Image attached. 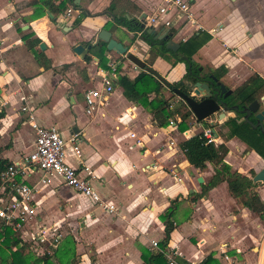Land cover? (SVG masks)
Instances as JSON below:
<instances>
[{
  "label": "crops",
  "instance_id": "1",
  "mask_svg": "<svg viewBox=\"0 0 264 264\" xmlns=\"http://www.w3.org/2000/svg\"><path fill=\"white\" fill-rule=\"evenodd\" d=\"M159 2L78 0L73 8L67 0H0V157L13 161L31 151L32 123L56 127L65 140L77 132L79 155L66 142L65 160L74 167H87L100 199L92 202L57 178L40 184L39 173L30 172L26 181L35 188L34 214L16 231L20 243L27 244L34 256L47 249L49 254L73 248L67 256L61 253L62 264L71 260L74 264H141L138 247L153 250L150 240L158 241L163 232L159 215L177 198L167 243L174 264H199L209 256V264H227L223 250L237 264H264V220L242 204V196L232 197L223 181L194 196L215 167L210 163L201 170L193 167L178 143L204 127L211 128L210 118L198 122L190 115L191 124L182 132L176 127L177 115L168 118L174 124L156 126L148 110L122 95L117 77L125 74L131 79L138 73L126 59L127 52L143 59L167 83L181 81L188 68L185 61L172 63L177 51L159 55L141 31L121 23L122 18L141 23ZM188 3L189 20L174 16L169 26L151 27L155 31L168 28L179 44L193 35L208 34L191 60L204 72L223 67L217 78L231 92L251 76L264 81V0ZM100 29L127 47L124 54L104 47L105 68L93 49ZM76 44L89 46L83 58L72 51ZM112 60L119 72L112 78L113 89L87 114L83 94L100 87L99 74L109 70ZM160 92L169 103L171 92L166 88ZM260 98L264 102V92ZM260 108L264 109V103ZM196 124L200 129L190 133ZM214 130L217 134V125ZM218 143L223 144L222 160L230 171L251 179L250 170L255 173L264 167V160L238 138L224 141L217 134ZM249 191L264 205V183L252 182ZM101 202L112 204L114 210L107 211ZM40 229L48 240L50 234L58 235L55 246L48 241L35 245L32 235ZM36 249L43 253L37 254ZM52 260L58 264L56 258Z\"/></svg>",
  "mask_w": 264,
  "mask_h": 264
},
{
  "label": "trees",
  "instance_id": "2",
  "mask_svg": "<svg viewBox=\"0 0 264 264\" xmlns=\"http://www.w3.org/2000/svg\"><path fill=\"white\" fill-rule=\"evenodd\" d=\"M85 12L82 13V15ZM81 17V16H80ZM80 17L76 19V23ZM121 23L131 31H141V34L146 38L145 29L135 19L122 18ZM209 39V35L197 34L193 35L184 41L180 42L177 49L178 55L174 57L172 63L177 61H185L188 68L183 76V80L191 81L190 73L197 72L198 64L191 60L192 54L202 46ZM105 42L98 40L93 49L99 58L100 65L105 68L104 57L102 51L105 49ZM158 49L159 51H165L157 47H150ZM167 51V50H166ZM176 54V53H173ZM224 72L223 67H219L217 70L209 69L207 74H213L218 77ZM117 82L122 88V95L131 102L141 104L151 115L152 120L156 126H166L168 118L177 115L179 121L176 125L178 131L182 132L186 130L191 122L190 115L186 107L179 100V104L170 107L167 99L161 97V89L166 88L172 95V88H178L185 90V86L181 85L180 81L163 84L151 73L145 71L138 72L133 78H128L125 74H120L117 77ZM264 92V81L256 76H251L243 84L236 87L231 94H229L225 101L228 105L237 104L238 107L246 105L251 100L257 98L259 94ZM153 94L149 99L148 95ZM183 106V107H182ZM3 112L0 111V117ZM217 134L220 135L223 140H227L231 137H236L264 160V141L263 135L258 128H252L247 122L242 119V115H236L234 117H228L226 120L217 124ZM178 146L183 152L187 162L195 168L203 169L206 163L212 164L215 168L211 176L208 178L205 184H201V191L194 196H201L209 188L215 186L219 182H225L228 193L232 197H243L242 204L250 211L255 212L261 219L264 220V205L258 198V196L250 192L252 187L251 179L245 175H240L238 172L230 171L229 166L223 162L222 156L224 154V147L222 143L213 144L206 142L201 133L194 134L186 139H182ZM7 159L0 157V172L10 163ZM249 173L252 175L253 171ZM177 198L169 201L167 210L159 215V219L162 222L163 232L162 237L157 241V250H151L148 247L139 246L141 264H167L168 252V239L169 234L174 228V223L171 219V215L175 209ZM73 248L62 251L57 249L52 253H43L42 255L34 256L28 249V245L20 243L19 232L11 230L9 227L0 229V264H56L52 258L57 259L58 264L61 262V253L66 254L71 252ZM66 252V253H65ZM60 253V255H59ZM211 256L203 259L199 264H209ZM68 264H74L71 260Z\"/></svg>",
  "mask_w": 264,
  "mask_h": 264
},
{
  "label": "built area",
  "instance_id": "3",
  "mask_svg": "<svg viewBox=\"0 0 264 264\" xmlns=\"http://www.w3.org/2000/svg\"><path fill=\"white\" fill-rule=\"evenodd\" d=\"M70 12L71 9L69 8L65 11V14L69 15ZM174 16L182 18L183 21L189 20L188 0H160L156 9L145 15L140 20V24L143 28L157 23L169 26ZM108 65L109 70L102 71L99 74L100 87L89 88L83 94L87 114H90L102 104L113 89L112 78L118 76L119 72L116 69L115 60H112ZM133 67L137 69L134 65ZM168 124H174V121L170 119ZM31 127L34 131V145L31 151L11 161L0 172V229L9 227L13 231L19 230L26 218L34 214L35 205L32 194L35 188L34 185L26 181L30 172L33 171L39 173L37 182L40 184L48 185L52 179L57 178L75 193L87 197L92 202L100 201L92 186L93 175L87 167H74L65 160L66 142L70 144L73 154L79 155L78 133L70 134L68 139L65 140L61 132L54 126L45 127L32 123ZM200 133L206 142L216 144V137L213 136L210 127H204ZM130 135L133 136V134ZM137 144L140 145L138 141ZM102 207L109 212L114 210L112 204L102 203ZM49 236L50 239L48 240L47 233L40 229L32 235V239L35 241V245H41L43 242L48 241V245L53 247L58 242V235L50 234ZM150 246L153 250H157V241L150 240ZM46 251L48 252V249ZM36 252L37 254L43 253L41 249H36ZM166 256L167 264H174L167 253ZM222 258L227 264H237L227 254L226 250L222 251Z\"/></svg>",
  "mask_w": 264,
  "mask_h": 264
},
{
  "label": "water",
  "instance_id": "4",
  "mask_svg": "<svg viewBox=\"0 0 264 264\" xmlns=\"http://www.w3.org/2000/svg\"><path fill=\"white\" fill-rule=\"evenodd\" d=\"M71 7H76L78 0H67ZM146 39L149 47H157L167 50L171 53H176L179 43L172 39L173 33L166 28L165 30L155 31L151 26L145 29ZM97 38L105 42V48L114 51L118 54H124L127 47L111 37V33L105 29H100ZM39 47H43L42 44ZM89 46L76 44L72 51L80 58H83ZM159 55L163 52L159 51ZM128 59L138 70L151 73L163 84L167 82L152 68H150L143 59H140L133 53L125 54ZM190 69L188 68V71ZM190 72V71H189ZM191 81H180L181 85L185 86V90L172 88L171 91L183 103L186 109L189 110L195 121H203L210 118L208 124L211 126V132L214 137L217 136L214 127L228 117L242 115V119L247 122L252 128H258L263 135L264 141V109L260 108V104L264 102L260 99H253L246 105L238 107L237 104L228 105L225 101L226 97L231 94L228 89L217 77L213 74H207L202 71L200 66L197 67V72L190 73ZM197 181L201 183L202 178L198 177ZM251 181L264 183V167L253 173Z\"/></svg>",
  "mask_w": 264,
  "mask_h": 264
},
{
  "label": "rangeland",
  "instance_id": "5",
  "mask_svg": "<svg viewBox=\"0 0 264 264\" xmlns=\"http://www.w3.org/2000/svg\"><path fill=\"white\" fill-rule=\"evenodd\" d=\"M169 96L168 100H169V103L171 102L173 104V106L179 104V100H177L176 98L174 99L175 95H172V94H167ZM184 106V105H183ZM182 106V107H183ZM185 107V106H184ZM198 129H200V126H198V124L194 125L193 128L190 130V133H193L194 131H198Z\"/></svg>",
  "mask_w": 264,
  "mask_h": 264
}]
</instances>
